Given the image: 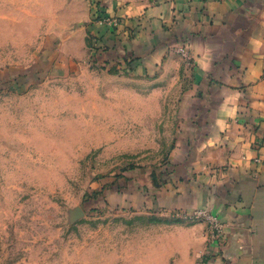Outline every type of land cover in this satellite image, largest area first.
Listing matches in <instances>:
<instances>
[{
    "label": "rangeland",
    "instance_id": "374dc122",
    "mask_svg": "<svg viewBox=\"0 0 264 264\" xmlns=\"http://www.w3.org/2000/svg\"><path fill=\"white\" fill-rule=\"evenodd\" d=\"M100 2L0 0V264H197L218 238L174 154L190 51L136 56Z\"/></svg>",
    "mask_w": 264,
    "mask_h": 264
},
{
    "label": "crops",
    "instance_id": "0c3cea01",
    "mask_svg": "<svg viewBox=\"0 0 264 264\" xmlns=\"http://www.w3.org/2000/svg\"><path fill=\"white\" fill-rule=\"evenodd\" d=\"M100 4L122 20L94 28L117 44L126 29L122 42L136 56L161 58L171 71L179 59L173 46L190 51L194 81L182 107L196 131L184 132L174 154L188 158L191 180L182 191L190 209L209 210L224 224L197 264H264V0Z\"/></svg>",
    "mask_w": 264,
    "mask_h": 264
},
{
    "label": "built area",
    "instance_id": "2783aa9c",
    "mask_svg": "<svg viewBox=\"0 0 264 264\" xmlns=\"http://www.w3.org/2000/svg\"><path fill=\"white\" fill-rule=\"evenodd\" d=\"M200 212L203 213L204 215H206L207 218H208L211 222L214 223V225H215V227H216V229H217L218 235H219V234H222V232H223V228H224V224L221 223V222L219 221V219H217V217H215V216H213V215H208L207 212H205V211H203V210H201Z\"/></svg>",
    "mask_w": 264,
    "mask_h": 264
},
{
    "label": "trees",
    "instance_id": "16d2710c",
    "mask_svg": "<svg viewBox=\"0 0 264 264\" xmlns=\"http://www.w3.org/2000/svg\"><path fill=\"white\" fill-rule=\"evenodd\" d=\"M114 28H115V30H117L119 27H118V26H114ZM113 32H115V31H113ZM113 32H112V33H113Z\"/></svg>",
    "mask_w": 264,
    "mask_h": 264
}]
</instances>
